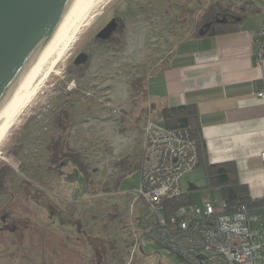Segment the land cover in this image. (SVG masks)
<instances>
[{
  "label": "rangeland",
  "instance_id": "374dc122",
  "mask_svg": "<svg viewBox=\"0 0 264 264\" xmlns=\"http://www.w3.org/2000/svg\"><path fill=\"white\" fill-rule=\"evenodd\" d=\"M213 5L247 20L255 15L253 7L264 9V0H111L101 6L0 146V170L4 171L3 177L11 180L7 183L10 189L5 187L6 193L0 199V216L5 213L8 220L14 215L19 221L26 216L32 222H44L46 217L39 209L43 199L37 202L31 197L27 202L22 198L25 205L20 200L24 189H28L25 184L29 188L36 184L47 187V197L55 199L57 205L71 199L72 206L94 213L95 220L89 218L88 222L109 226L98 243L106 254L120 257L115 258L116 264H127L128 257L132 264H187L144 235L140 246L133 249L125 225L129 222L131 194L140 185L137 163L141 158L142 132L136 130L158 114L145 94L146 77L166 63L177 38L195 29L199 13ZM119 15L125 24L123 46L106 50L95 36L107 21ZM177 19L182 25L177 26ZM81 52L89 55L88 63L71 75L73 60L77 62ZM69 107L73 124L66 144L87 164L88 185L74 165L66 162L59 171L51 168L46 158L48 136L54 132L53 118L60 109ZM126 131L133 137L130 146L127 136H122ZM126 169L130 171L122 175ZM188 183L198 189L188 192ZM180 188L183 193H190L191 202L197 205L206 197L222 200L219 189L206 186L202 165L181 176ZM140 205L138 202L135 206L136 212ZM4 224L1 226L0 221V251L11 226L6 221ZM17 236L12 234L14 239ZM16 262L10 260L7 264Z\"/></svg>",
  "mask_w": 264,
  "mask_h": 264
},
{
  "label": "crops",
  "instance_id": "0c3cea01",
  "mask_svg": "<svg viewBox=\"0 0 264 264\" xmlns=\"http://www.w3.org/2000/svg\"><path fill=\"white\" fill-rule=\"evenodd\" d=\"M253 8L255 15L236 19L232 31L196 35L192 28L177 38L166 63L146 77L145 94L158 114L165 107L194 108L206 161L234 166L249 197L264 205V99L257 95L264 92V67L255 63L264 9ZM125 134L130 146L133 137ZM139 164L140 158L138 170Z\"/></svg>",
  "mask_w": 264,
  "mask_h": 264
},
{
  "label": "built area",
  "instance_id": "2783aa9c",
  "mask_svg": "<svg viewBox=\"0 0 264 264\" xmlns=\"http://www.w3.org/2000/svg\"><path fill=\"white\" fill-rule=\"evenodd\" d=\"M255 39L260 48L255 63L264 67V26ZM257 95L264 99L263 91ZM260 157L264 161V152ZM198 165L197 145L188 130L145 123L140 185L131 194L125 225L132 248L140 246L144 235L187 264H264V205L230 210L223 200L209 197L200 205L165 203L181 197V176Z\"/></svg>",
  "mask_w": 264,
  "mask_h": 264
},
{
  "label": "flooded vegetation",
  "instance_id": "af4514ba",
  "mask_svg": "<svg viewBox=\"0 0 264 264\" xmlns=\"http://www.w3.org/2000/svg\"><path fill=\"white\" fill-rule=\"evenodd\" d=\"M121 19L122 17L119 15L117 18H112L107 21L99 33L107 27H109L110 30L103 32L99 37L97 36L99 33L95 36L96 39L102 41L100 44L104 45L103 47L106 50H111L112 48L120 49L123 46L125 39V24ZM222 19H225L224 22H226L227 19L236 20L239 18L235 17L233 14H228ZM177 22V26L183 23L178 19ZM81 53L84 54V52ZM83 54L77 62L73 60L72 69L69 71L71 75H74L72 73H76L80 66L88 63L89 55L87 54L85 61L80 63V60L84 58ZM81 72L82 70L79 72L80 75L82 74ZM3 173L4 171L1 169L0 199L4 197L6 193L4 189L5 187L9 188L7 183L11 181L9 180L10 177H3ZM25 186L28 189H24V196L22 195L20 200L24 204L22 198L27 202L32 200L31 197L37 200V202L43 199V204H41L39 208L40 214L42 213V215H45V221L49 222H43L42 220L41 222L35 219H33L34 222H32V219L26 216L23 221H19L14 215L8 220L7 218L9 215H4L5 213L2 217L0 216L1 226L5 225V221L7 226L8 223L11 225L7 228V238L3 240L4 249L0 251V264H7L10 260L18 261L16 264H42L44 261H48L49 264H116L115 258L119 260L120 257L114 256L112 253L106 254V250L103 251L102 248L104 247L100 245L102 242L100 239L103 238L104 231L107 230L109 226H104V222L101 226L100 224L88 222L89 218L95 220L93 217L94 213L81 209L83 208L81 206H72L71 199L62 200V206L57 205L55 199L50 200L49 197H47L50 195L46 192L47 187L42 188L36 184H33L31 188H29V185L25 184ZM39 194H43L44 196L40 197ZM12 198H14V196H12ZM93 230L99 233L102 232V234L98 233V235ZM56 232L57 236H55ZM58 232H63V234L60 235ZM14 233L18 234L17 239L12 237ZM114 245L111 247L112 249H114ZM99 247H101V249ZM4 260L5 262H3ZM128 260L127 264H132V258L128 257ZM123 263H125L124 258Z\"/></svg>",
  "mask_w": 264,
  "mask_h": 264
},
{
  "label": "trees",
  "instance_id": "16d2710c",
  "mask_svg": "<svg viewBox=\"0 0 264 264\" xmlns=\"http://www.w3.org/2000/svg\"><path fill=\"white\" fill-rule=\"evenodd\" d=\"M214 5L208 10L203 11L201 14L199 13L197 16L198 20L196 22L197 26L195 28L196 35L198 34V31L207 24H211L210 29L214 30V32H227L236 28V23L233 19H227L224 23L216 22V20L232 13H228L226 9L218 8ZM76 75L79 76L80 74L77 73ZM138 84L140 83L137 82L136 85ZM195 117L196 113L194 108L189 106L171 108L165 107L160 110L159 117L157 116L155 122L166 129L188 130L191 139L194 140L197 145L199 155L198 166L202 165L204 168L206 186L219 189L222 200L228 204L230 210H234L239 205H245L249 207L261 205V202L253 201L249 197L247 187L242 185L237 179L234 166L229 164H210L206 161L205 143L198 127L195 125ZM53 120L54 132L48 136L49 140L47 142V152L49 154H47L48 156L46 157L50 167L53 169L57 168L60 171L63 166H65L67 163H70L74 165L73 167L84 177L88 185V181L90 180L88 179L89 172L87 164L81 158L79 153L70 152L69 148L67 147L68 145L66 144L67 138L70 135L67 132L73 124L70 114V107L60 109L56 116H54ZM13 157L19 158V155H14ZM23 166L27 167L25 165ZM58 166L60 167L58 168ZM123 166L124 165H122V167ZM129 171L130 169H126L122 175H125ZM165 203L171 204V206L176 208L180 205L191 203V195L190 193H183L179 199L167 200Z\"/></svg>",
  "mask_w": 264,
  "mask_h": 264
},
{
  "label": "water",
  "instance_id": "95a60500",
  "mask_svg": "<svg viewBox=\"0 0 264 264\" xmlns=\"http://www.w3.org/2000/svg\"><path fill=\"white\" fill-rule=\"evenodd\" d=\"M73 0H0V105L64 18ZM225 19L216 20L223 23ZM111 25V24H110ZM205 25L198 33L210 30ZM105 28L103 32L109 31ZM81 62L85 61L86 55ZM198 186L188 183L187 191Z\"/></svg>",
  "mask_w": 264,
  "mask_h": 264
},
{
  "label": "bare ground",
  "instance_id": "6f19581e",
  "mask_svg": "<svg viewBox=\"0 0 264 264\" xmlns=\"http://www.w3.org/2000/svg\"><path fill=\"white\" fill-rule=\"evenodd\" d=\"M111 0H73L47 43L16 79L14 88L0 105V146L58 65L70 51L82 29L96 11Z\"/></svg>",
  "mask_w": 264,
  "mask_h": 264
}]
</instances>
